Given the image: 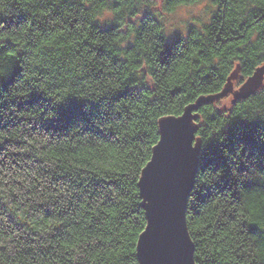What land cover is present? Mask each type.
<instances>
[{
    "label": "trees",
    "instance_id": "trees-1",
    "mask_svg": "<svg viewBox=\"0 0 264 264\" xmlns=\"http://www.w3.org/2000/svg\"><path fill=\"white\" fill-rule=\"evenodd\" d=\"M149 2L0 0V264H138L158 119L264 64V0H207L206 20L170 35ZM195 122L201 144L224 127L250 136L239 169L198 167L194 260L264 264V80Z\"/></svg>",
    "mask_w": 264,
    "mask_h": 264
},
{
    "label": "water",
    "instance_id": "water-1",
    "mask_svg": "<svg viewBox=\"0 0 264 264\" xmlns=\"http://www.w3.org/2000/svg\"><path fill=\"white\" fill-rule=\"evenodd\" d=\"M237 76L238 67L219 92L198 97L186 105L178 116L168 115L158 119L159 139L152 147L146 164L153 159L154 162L144 176L143 167L137 183L146 220L136 242L138 264H197L185 209L199 163L198 158L185 156L181 144L189 138L193 143H201V138L196 136L198 125L195 122L199 107L227 95H231V103L248 97L264 80V64L235 88L233 81ZM146 231L147 235L143 236Z\"/></svg>",
    "mask_w": 264,
    "mask_h": 264
},
{
    "label": "snow or ice",
    "instance_id": "snow-or-ice-1",
    "mask_svg": "<svg viewBox=\"0 0 264 264\" xmlns=\"http://www.w3.org/2000/svg\"><path fill=\"white\" fill-rule=\"evenodd\" d=\"M7 39L0 37V40ZM15 55V53H9ZM166 129V128H165ZM164 135V133H162ZM250 133L246 129H233L224 127L218 129L213 137H209L207 143H193L191 138L186 143L181 144L182 151L187 158H198L199 166L202 169H210L211 172L222 170L228 165H232L239 169V162H242L246 156L248 148V137ZM203 139V138H202ZM243 145V147H242ZM154 162V159L145 165L143 176L149 169V165ZM211 172L208 174L209 180ZM147 229L149 224L146 226ZM147 235V231L143 236Z\"/></svg>",
    "mask_w": 264,
    "mask_h": 264
},
{
    "label": "rangeland",
    "instance_id": "rangeland-1",
    "mask_svg": "<svg viewBox=\"0 0 264 264\" xmlns=\"http://www.w3.org/2000/svg\"><path fill=\"white\" fill-rule=\"evenodd\" d=\"M206 2L207 0H203L197 4L190 6H178L174 11L169 13L163 10L162 0H150L148 4H144L143 11L148 8L149 11L159 12L162 17L167 34L170 35L172 33L180 31L182 32L187 26L194 24L198 21L202 22L203 20H206ZM102 15L103 17H108L110 15V12L106 11ZM233 85L236 88V85H238V81L234 80ZM230 99L231 95H227L226 97L217 100V106L222 107L223 109L229 107L231 104Z\"/></svg>",
    "mask_w": 264,
    "mask_h": 264
}]
</instances>
